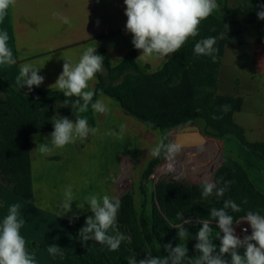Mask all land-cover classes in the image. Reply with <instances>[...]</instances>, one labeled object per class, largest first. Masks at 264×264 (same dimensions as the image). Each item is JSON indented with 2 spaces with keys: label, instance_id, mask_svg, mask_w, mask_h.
Returning <instances> with one entry per match:
<instances>
[{
  "label": "trees",
  "instance_id": "16d2710c",
  "mask_svg": "<svg viewBox=\"0 0 264 264\" xmlns=\"http://www.w3.org/2000/svg\"><path fill=\"white\" fill-rule=\"evenodd\" d=\"M257 4L260 11V5L264 4V0H257ZM252 17L250 21L258 20L257 14ZM232 23L230 8H227L225 19L218 18L213 12L201 22L199 34L195 39L183 45L161 70L152 74L141 70L134 50L129 51L118 66L112 67L107 52L104 49H97L96 54L103 56V66L108 70V76L126 74V77L122 83L113 85L109 84L106 77L99 72V82L94 91L96 95L93 97V102L101 95H107L117 101L128 115L149 128L159 129L162 134L198 119H202L210 127L217 118H231L235 112L242 109L244 99L219 96L215 93L222 64V46L226 40H221L217 48L215 44L214 47L217 49L213 53L215 60L206 55H200L196 60H192L191 57L195 53L194 46L197 42L209 37H214L217 41L221 34L227 32L225 28ZM178 79L180 81L177 84L174 83ZM65 99L60 91L42 92L36 89L22 91L0 78V181L26 201H31L33 198L30 136L35 133L53 131L51 117L56 115V118H59L56 109L52 106L54 103L61 102L65 105L63 111L72 112V104L76 97L67 98L69 100L67 105L64 103ZM225 107L227 111L224 110ZM43 111H45L44 114H42ZM87 113L91 119V125L95 126L90 105ZM228 135L235 137L254 156L264 162V141H248L244 129L240 127L221 130L214 136L222 138ZM161 157L160 154L156 163L160 162ZM152 168L153 165L150 170ZM150 170L149 176L153 173ZM239 181L244 184L242 188L238 184ZM228 186L231 187L228 188ZM219 188H225L223 196L216 195V190ZM193 191L200 194V199L192 201L191 204L189 195H186L183 189L174 186L161 187L158 198L162 212L155 206L153 224H150L143 211L139 216L138 225L136 224V228L133 229L135 236L131 242L132 249H127L123 242L119 249H122L129 258L135 255L137 259H142L149 251L153 256H166L168 253L163 245L171 243L175 247L177 243H180L187 246L189 257L198 256L199 253L194 247L197 243L196 233L201 227L197 222L198 219L212 221L210 210L220 209L226 200H231L241 209L239 212H233L230 208L226 210L233 216L235 222L239 217L245 216L249 210L259 212L257 202L264 200V195L255 189L237 165L221 168L217 188L213 189L210 196L202 197L203 188ZM167 194H171L172 198L175 196H181V198L169 202ZM244 196L255 204L252 205L254 208L243 203ZM126 207L128 206L121 201L117 217L122 221L126 216L124 213ZM177 213H182L185 219L191 218V223L184 225L189 234L179 239L176 226L181 225L182 220L177 218ZM88 215H91V212L71 222L68 221L77 241L78 254L61 251L63 255L58 256L53 264H111L100 244L88 241L87 245H83L78 238L79 229L84 226ZM133 216L135 213L132 210L129 212V218ZM210 239L218 250L219 240L213 236ZM240 251L242 253L243 249ZM225 259L230 260V257L226 255ZM185 264H188L187 260Z\"/></svg>",
  "mask_w": 264,
  "mask_h": 264
},
{
  "label": "crops",
  "instance_id": "0c3cea01",
  "mask_svg": "<svg viewBox=\"0 0 264 264\" xmlns=\"http://www.w3.org/2000/svg\"><path fill=\"white\" fill-rule=\"evenodd\" d=\"M221 1L217 0V3ZM124 13L123 0H15V5L8 9L0 22V31L8 33V46L17 62L0 66V78L14 88L25 91L27 87L21 88L17 77L20 66L31 63L42 68L39 75L44 77L43 83L39 87L33 86V89L59 91L54 84L62 72L64 60L77 62L86 47L104 49L112 67L118 66L127 53L134 50L141 69L148 67L149 72H158L175 52L166 57H139L142 53L135 49L132 35L126 31L127 17ZM65 18L68 23L64 22ZM101 73L105 77L108 75L105 66ZM98 82L97 73L95 79L90 81V89L95 91ZM98 99L102 100L108 111H93L95 126L85 116L89 127L97 129L95 135L90 134L85 140H77L62 149H53L51 153L40 152L39 145L49 143L48 137L52 131L30 136L31 201L20 198L0 181V221L8 213L10 205H20L19 215L24 220L20 232L36 264L54 263L58 256L53 257L47 251L51 244H58L63 252L78 254L77 241L68 221L90 213L86 197L107 194L119 198L118 182L114 183V180L119 177L121 164L112 162L111 154L108 156L109 149H104V146L119 144L127 129L137 128L142 132L143 124L128 115L109 96L101 95ZM207 144L213 147L211 142ZM126 160L127 173L126 167L130 163ZM69 186L75 201L71 205V212L58 217L59 204ZM77 204L83 206V210L78 209ZM100 246L111 264H128L129 256L122 249L113 251L107 245Z\"/></svg>",
  "mask_w": 264,
  "mask_h": 264
},
{
  "label": "clouds",
  "instance_id": "9594fccd",
  "mask_svg": "<svg viewBox=\"0 0 264 264\" xmlns=\"http://www.w3.org/2000/svg\"><path fill=\"white\" fill-rule=\"evenodd\" d=\"M125 5L126 31L132 35V44L135 49L141 51L139 57H166L181 48L189 38L199 34V25L208 18L219 7L217 0H123ZM15 5V0H0V22H2L10 7ZM261 10L257 17L264 20V4L260 5ZM65 23L68 20L64 19ZM9 35L6 31H0V66L14 65L16 59L8 46ZM216 40L209 37L200 40L194 46V52L198 55L211 56ZM42 68H37L31 63L20 66L17 80L21 82V88L27 87L29 91L33 86L39 87L44 77L39 75ZM103 70V56L96 54V49L86 47L75 63L65 61L62 72L58 76L55 86L66 98L76 97L72 106L77 109L73 115L75 119L56 115L51 117L53 131L49 134V143L39 145L42 153H51L53 149H62L77 140L83 141L90 134L95 135L97 129L89 127L85 113L89 109L97 113L108 111L106 105L100 99L93 102L96 93L90 89V81H93L97 73ZM51 87V86H50ZM227 111V108H224ZM123 126H121V132ZM169 153L179 151L176 145L167 147ZM161 147L154 149V155H158ZM215 184L207 182L203 185L202 197H208L213 193ZM225 188L216 190L217 196H223ZM71 186L64 191V199L60 202L58 217L71 212V205L74 202ZM86 203L91 215L85 219V224L79 229L78 238L83 245L88 241H95L100 245H107L111 250L116 251L124 241L131 242V237L119 232L117 228V216L121 207V200L118 197H110L105 194L102 197L90 195L86 197ZM77 208L83 210V206L77 204ZM241 211L240 207L231 200H226L220 209L212 208L210 217L216 222L219 229L217 238L219 248L210 239L212 234L211 221L198 219L201 225L196 233L195 250L198 256L189 257L188 248L185 244L177 243L174 247L171 243L163 245L168 253L166 256H153L147 252L144 258L137 259L135 255L129 258L128 264H264V215L249 210L242 219L236 220L226 211ZM19 204L9 206L8 213L0 221V264H36L33 254H30L26 240L21 235V227L24 220L19 215ZM77 218L78 217H74ZM177 218L182 220L177 225L178 239L189 234L184 227L191 223V218L185 219L182 213H177ZM241 220L246 221L251 228V234L245 235L243 239L236 235L234 224ZM71 222V220H70ZM242 231L248 232L247 228ZM222 233V235H221ZM240 249H243L241 253ZM47 251L53 257L62 256L60 246L51 244ZM230 257L225 259V256Z\"/></svg>",
  "mask_w": 264,
  "mask_h": 264
},
{
  "label": "rangeland",
  "instance_id": "374dc122",
  "mask_svg": "<svg viewBox=\"0 0 264 264\" xmlns=\"http://www.w3.org/2000/svg\"><path fill=\"white\" fill-rule=\"evenodd\" d=\"M218 5V9L214 11L215 15L225 19L227 8H230L233 23L225 28L227 32L221 34L216 41L217 48L221 40H226L222 46V64L215 93L219 96L242 97L245 105L229 119L217 118L210 127L202 119L170 129L164 134L159 129L149 128L143 123H141L143 124L142 132L137 128L127 129V127L119 144L104 146V149H109L108 156L111 154L112 162L116 161L118 165L121 164L119 177L114 180V183L118 182L116 187L119 199L128 207L124 208L125 219L122 221L117 217L116 223L119 232L130 236L131 242L135 236L133 229L136 228V224L138 225L139 216L143 211H145L150 224H153L152 217L155 206L162 212L158 198L161 187L174 186L183 189L185 194L189 195L192 204V201L200 199V194L193 190L203 188L207 182L215 184L214 189H216L221 168L237 165L255 189L264 195V162L254 156L235 137L228 135L217 138L214 136L221 130L240 127L244 129L248 141H264V20L250 21L253 19L252 15L254 16L258 12L257 0H222ZM225 29L222 28V30ZM194 39L195 37L189 38L186 43ZM199 56L193 53L191 58L196 60ZM147 69L149 68L141 70L152 74ZM125 77L126 74H114L107 75L106 79L109 84L118 85ZM179 81L180 79L174 83L177 84ZM52 106L56 109L58 117L75 119L73 115L77 111L75 107L71 113H66L62 110L65 106L63 103L56 102ZM44 113L45 111L42 112V114ZM80 115L89 117L87 112L80 113ZM187 125H198L206 136L218 140V142L210 140L209 142L214 143L213 148L210 150L208 147L207 150L202 151L199 159L192 161H188L189 157L186 156V153L183 154L180 149L174 153H169L167 150L169 145H176L175 135ZM158 146L161 147V151L158 155H154V149ZM160 154L162 155L161 160L156 163ZM169 155H173L181 162L180 168L157 175L158 168ZM126 159L130 163L126 167L127 173L125 172ZM152 165L153 173L149 176L148 171ZM238 184L241 188L244 185L241 181ZM193 192L194 194H192ZM167 196L170 199L169 202L181 198V196L172 198L171 194H167ZM128 198L129 200H127ZM243 203L249 207L255 205L246 196H244ZM257 204L259 212L264 215V200L258 201ZM132 210L135 216L129 218V212ZM211 226V236L218 239L219 229L216 227V222L211 221ZM131 242L124 241L123 244L127 249H132ZM131 252L133 251L131 250Z\"/></svg>",
  "mask_w": 264,
  "mask_h": 264
},
{
  "label": "water",
  "instance_id": "95a60500",
  "mask_svg": "<svg viewBox=\"0 0 264 264\" xmlns=\"http://www.w3.org/2000/svg\"><path fill=\"white\" fill-rule=\"evenodd\" d=\"M210 140L218 142L206 136L198 125H187L175 135L176 145L189 150L202 148Z\"/></svg>",
  "mask_w": 264,
  "mask_h": 264
},
{
  "label": "bare ground",
  "instance_id": "6f19581e",
  "mask_svg": "<svg viewBox=\"0 0 264 264\" xmlns=\"http://www.w3.org/2000/svg\"><path fill=\"white\" fill-rule=\"evenodd\" d=\"M209 142V141H208ZM214 144V143H213ZM177 146V145H176ZM179 147V146H178ZM209 147L208 144L204 145L202 148L199 149H195V150H188L186 148H181L179 147V149L181 150V152L183 154L186 153V156L189 157L187 160L188 161H192L194 159H199V157L201 156L202 151L207 150V148ZM210 150L213 147H209ZM218 160L216 159V162ZM180 161H178L173 155H169V157L161 164V166L158 168L157 170V175H161L164 173H167V171L169 172L170 170L175 171L178 170L180 168ZM196 164V163H195ZM156 175V174H155Z\"/></svg>",
  "mask_w": 264,
  "mask_h": 264
},
{
  "label": "built area",
  "instance_id": "2783aa9c",
  "mask_svg": "<svg viewBox=\"0 0 264 264\" xmlns=\"http://www.w3.org/2000/svg\"><path fill=\"white\" fill-rule=\"evenodd\" d=\"M244 216L239 217L237 220L242 219ZM234 229H235V233L237 236H239L241 239H243V237L245 235H250L251 234V228L250 225L246 222L241 220L238 224H234L233 225ZM244 228L248 229V232L245 233L244 231H242Z\"/></svg>",
  "mask_w": 264,
  "mask_h": 264
}]
</instances>
